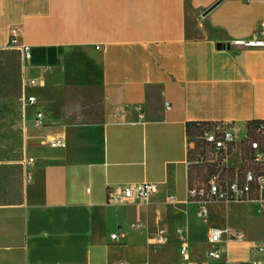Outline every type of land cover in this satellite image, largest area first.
Instances as JSON below:
<instances>
[{
	"label": "crops",
	"instance_id": "1",
	"mask_svg": "<svg viewBox=\"0 0 264 264\" xmlns=\"http://www.w3.org/2000/svg\"><path fill=\"white\" fill-rule=\"evenodd\" d=\"M217 1L0 0V264L264 261V235L252 240L245 225L227 226L242 241L229 234L209 260L208 230L221 228L206 227L188 199L191 125L224 123L241 140L264 121V53L228 48L255 35L264 0H223L204 16ZM240 165L237 142L220 167ZM140 183L157 193L125 202L121 189ZM240 204L258 217L257 203ZM159 229L167 243L155 249Z\"/></svg>",
	"mask_w": 264,
	"mask_h": 264
},
{
	"label": "built area",
	"instance_id": "2",
	"mask_svg": "<svg viewBox=\"0 0 264 264\" xmlns=\"http://www.w3.org/2000/svg\"><path fill=\"white\" fill-rule=\"evenodd\" d=\"M13 41L10 45L15 46V35L12 33ZM228 48L232 50H259L264 53V22H260L254 36L232 41L228 44ZM22 59L28 61L30 59V48L23 46L20 49ZM40 83L37 81H30L25 84V87L38 86ZM24 107H35L36 99L34 97L23 98ZM139 119H143V115L139 114ZM33 126L36 129L44 127V116L37 112L33 121ZM241 140L238 139L237 133L233 131L229 125L224 123H212L208 128L202 131L201 139L207 148V155L215 164L225 162L234 150L237 142H240V160L242 166V146L245 144V162L241 172V179L238 173L235 174V179L231 183L222 182L219 177H212L209 181L206 191L200 189L197 193L188 191V196L195 197L198 194L202 197L201 200L195 202L197 207V218L201 221H206L207 218V204L210 202L229 204V203H242L254 201L257 203L259 210L264 211V121H261L258 126L251 131V135ZM48 145L51 148H57L62 145V142L57 139L48 140ZM26 166L33 167L32 160L26 161ZM157 186L152 183H140L130 186H125L121 189L122 197L125 202L139 201L145 202L151 196L157 193ZM175 234L179 241V255L183 261L188 260V245L183 232L180 228L175 230ZM229 234L235 238L237 242L242 241V235L235 231H228L227 229L211 228L207 234V258L211 261L217 262L222 255L221 244L224 238ZM113 243L119 240L118 234L113 233L110 235ZM167 243L166 232L164 229H159L152 239V247L155 249L165 246ZM255 251L259 256L264 255V241L255 247ZM250 264H264L262 259H254Z\"/></svg>",
	"mask_w": 264,
	"mask_h": 264
},
{
	"label": "rangeland",
	"instance_id": "3",
	"mask_svg": "<svg viewBox=\"0 0 264 264\" xmlns=\"http://www.w3.org/2000/svg\"><path fill=\"white\" fill-rule=\"evenodd\" d=\"M205 158V164L204 168H197L198 166H195V170H192L191 174V183L193 185L197 184L198 182L202 181V176L205 174H208V170L206 166H215V168L218 173L217 177L222 182L225 183H231L234 181L235 176L231 175L229 172L228 174H222L220 175V170L222 169L220 167V163L215 164L213 160H211L210 156L207 155V153L204 155ZM238 160V152L235 151L231 159L228 161L229 165H235L237 164ZM243 167L246 165V162L244 158L242 159ZM194 167V166H193ZM232 168L233 166H229ZM235 171V169L233 170ZM219 175V176H218ZM239 179H241V175H239ZM254 202V201H249ZM247 203V202H242ZM257 208L256 205H246V204H231V205H225V204H219L215 202H210L207 204V218H206V227L207 225L213 226V227H219L221 229H226L227 226L233 227V226H242L245 225L248 229H250V236L251 239L256 241L262 239L264 235V211H261L258 209L257 216H255V209ZM232 232H235L233 230ZM198 241V239L196 240ZM174 246H177V242H173Z\"/></svg>",
	"mask_w": 264,
	"mask_h": 264
},
{
	"label": "trees",
	"instance_id": "4",
	"mask_svg": "<svg viewBox=\"0 0 264 264\" xmlns=\"http://www.w3.org/2000/svg\"><path fill=\"white\" fill-rule=\"evenodd\" d=\"M0 55L1 56L5 55L4 57L7 58L8 51H6L4 53H0ZM260 122L261 121H253V122H251V123H249L247 125V130L246 131H247V134H248L247 135L248 138L251 135L252 129L256 128ZM191 126H192V129H193V133L191 135H189V137L192 140L194 147H193V149L191 151V163H190V166H189V168H190V173L189 174L190 175H189L188 191L190 192V191L194 190L197 193L200 189H203L204 191L207 190L210 179L212 177L217 176L218 171L215 169V168H217L215 166H206L207 170H208V174H205L204 176H202V181L198 182L195 185H193L191 183L190 178L192 176V174H191L192 170H195L194 169L195 166H198L197 168H202L204 166V164H205L204 155L207 153L206 152L207 148H206L204 142L201 139V133H202L203 130L208 128L210 126V124H208V123H197V124H192ZM245 153H246V147H245V144H243V146H242V156H243L244 159H245ZM233 170H234V168H222L220 170V175L228 174L229 172L231 173L232 177H233V175L235 176L236 173H238V175H241V172L243 171V164L238 169H235V171H233ZM188 199L190 201H192V202H197V201L201 200L202 197H200L198 194H196L195 197L188 196Z\"/></svg>",
	"mask_w": 264,
	"mask_h": 264
},
{
	"label": "water",
	"instance_id": "5",
	"mask_svg": "<svg viewBox=\"0 0 264 264\" xmlns=\"http://www.w3.org/2000/svg\"><path fill=\"white\" fill-rule=\"evenodd\" d=\"M223 0H218L216 3H214L211 7H209L205 13L204 16L207 15L210 11H212L218 4H220Z\"/></svg>",
	"mask_w": 264,
	"mask_h": 264
}]
</instances>
